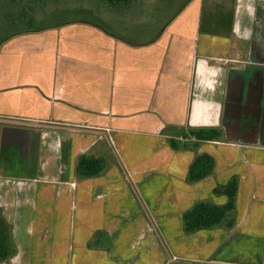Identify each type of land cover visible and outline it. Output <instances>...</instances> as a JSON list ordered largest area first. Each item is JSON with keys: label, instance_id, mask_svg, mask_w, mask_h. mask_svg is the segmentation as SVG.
Instances as JSON below:
<instances>
[{"label": "crops", "instance_id": "crops-1", "mask_svg": "<svg viewBox=\"0 0 264 264\" xmlns=\"http://www.w3.org/2000/svg\"><path fill=\"white\" fill-rule=\"evenodd\" d=\"M156 15L142 41L118 16L0 37V118L86 129L0 123V215L15 218L0 264H264V0ZM206 127L220 137L193 146ZM204 152L214 170L190 183ZM82 154L106 168L80 175ZM234 176L231 215L188 233L184 214L227 202Z\"/></svg>", "mask_w": 264, "mask_h": 264}, {"label": "trees", "instance_id": "trees-1", "mask_svg": "<svg viewBox=\"0 0 264 264\" xmlns=\"http://www.w3.org/2000/svg\"><path fill=\"white\" fill-rule=\"evenodd\" d=\"M28 1V2H27ZM71 1H84L71 0ZM100 4L108 6L107 8L112 10L110 13L117 14L119 17L123 7H130L139 4L141 0H98ZM26 4L17 12H13L14 22H25V27L33 29L37 27L36 14L40 9L46 11L47 7L52 5H67L70 0H26ZM133 6V7H134ZM117 8V9H116ZM15 9V8H14ZM114 10V11H113ZM21 25V24H20ZM191 136L197 140L194 141L193 146H197L199 142L204 140H217L221 133L216 128H199L189 129ZM172 147L177 148V142L175 139H170ZM107 166V161L104 157L96 155L82 154L78 158L77 172L80 175L91 176L100 174ZM215 166L214 157L207 152L200 153L194 158L189 168L188 181L190 183L196 182L206 176L212 174ZM223 191L226 193L227 202L223 204H216L210 200H199L194 206L184 214L185 230L190 232L197 231L201 228H211L219 224L222 220L227 219L235 209V198L237 197L238 180L234 176L227 184L224 185ZM221 188V189H222ZM220 190H216L219 192ZM10 226L8 222L0 215V259L7 258L11 253V238H10Z\"/></svg>", "mask_w": 264, "mask_h": 264}, {"label": "rangeland", "instance_id": "rangeland-1", "mask_svg": "<svg viewBox=\"0 0 264 264\" xmlns=\"http://www.w3.org/2000/svg\"><path fill=\"white\" fill-rule=\"evenodd\" d=\"M80 1H71L67 3V5H57V7H53L52 5L48 6L46 11L44 9H40L38 14H36V25L39 24H51L59 20H79L82 21H91V22H100L111 24L113 21L111 19H116L115 13L111 14L112 10L108 9V6L104 4H100L98 0H81ZM186 0H141L139 4L133 5L130 7H123L122 12L119 14V20L122 23L129 22V28L127 30H120L121 36L130 39L136 40H144L148 38L152 34L153 27V14L154 18L157 19V12L160 16L168 17L174 11L176 12L178 8L182 7ZM28 2V1H27ZM26 0H0V12L6 11V15L0 14V37L4 35H8L11 30H15L20 24H25V22H14L13 12H17L24 4L27 3ZM6 3V4H4ZM6 8H3L4 6ZM15 8V9H14ZM117 9V8H116ZM114 11V10H113ZM162 16V17H163ZM135 21V22H134ZM132 22V24H131ZM125 25V24H124ZM23 26V25H22ZM79 128H84L78 125ZM20 139V138H19ZM26 141V139H23ZM40 142V140H39ZM40 152L39 149L36 153ZM7 186H13V182L9 181ZM0 186H2V182H0ZM1 197V195H0ZM10 197V195H9ZM10 199V198H9ZM5 203V202H4ZM4 203L2 199H0V208L3 210ZM6 210V209H4ZM9 222V226L13 227L15 223V218L12 216H5ZM39 218H33L30 225L35 224V222ZM41 221V219H40ZM26 224V223H25Z\"/></svg>", "mask_w": 264, "mask_h": 264}, {"label": "water", "instance_id": "water-1", "mask_svg": "<svg viewBox=\"0 0 264 264\" xmlns=\"http://www.w3.org/2000/svg\"><path fill=\"white\" fill-rule=\"evenodd\" d=\"M0 121H4L7 123H19L22 125H35L41 128H56V129H72V130H78V131H85L86 129L84 128H79L77 126H63L60 124H47V123H41V122H26V121H22V120H4L2 118H0ZM208 264H218V263H208Z\"/></svg>", "mask_w": 264, "mask_h": 264}, {"label": "flooded vegetation", "instance_id": "flooded-vegetation-1", "mask_svg": "<svg viewBox=\"0 0 264 264\" xmlns=\"http://www.w3.org/2000/svg\"><path fill=\"white\" fill-rule=\"evenodd\" d=\"M0 123H3V124H5L3 121H0ZM17 124H19V123H17ZM22 125V124H21ZM23 126V125H22Z\"/></svg>", "mask_w": 264, "mask_h": 264}]
</instances>
